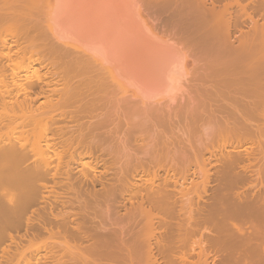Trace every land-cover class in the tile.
<instances>
[{
  "label": "bare ground",
  "instance_id": "6f19581e",
  "mask_svg": "<svg viewBox=\"0 0 264 264\" xmlns=\"http://www.w3.org/2000/svg\"><path fill=\"white\" fill-rule=\"evenodd\" d=\"M141 1L0 0V264L119 252L116 202L136 223L133 264H264V0ZM157 11L181 20L179 37L152 24ZM26 61L46 72L15 74ZM103 81L116 82L118 110L139 101L124 135L107 128ZM174 90L209 118L201 144L165 128Z\"/></svg>",
  "mask_w": 264,
  "mask_h": 264
},
{
  "label": "rangeland",
  "instance_id": "374dc122",
  "mask_svg": "<svg viewBox=\"0 0 264 264\" xmlns=\"http://www.w3.org/2000/svg\"><path fill=\"white\" fill-rule=\"evenodd\" d=\"M134 1H136V0H134ZM142 2V4L145 6V1L144 0H142L141 1ZM44 11V10H43ZM153 12V11H152ZM43 13V12H42ZM166 13H162V12H160V11H157V12H155V14L153 13L152 15H154L155 16V20L153 19V17L154 16H152L151 18L153 19V21H152V24L153 25H157L158 23H159V25L160 26H158V28L159 27H161L162 29H163V27L162 26H164V29H166V27H165V25H164V23L166 24L167 22H168V24H167V29L168 30H171V29H169L170 27H171V23H173L174 21V19L173 20H170V17H168L169 16V14H170V12H169V14H168V19L166 20V15H165ZM172 15V14H171ZM179 16V15H178ZM165 17V18H164ZM176 17V16H175ZM175 17H173L172 16V18H175ZM133 18H134V15H133ZM157 18V19H156ZM183 18V17H182ZM43 19V21H44V18H42ZM136 18H134V21L133 22H135L136 23V20H135ZM160 19H161V21H160ZM164 19V20H163ZM179 20L180 19H178V22H179ZM155 21H156V23H155ZM158 21V22H157ZM164 21H166V22H164ZM169 21H171L170 22V24H169ZM177 21V17H176V20H175V23H176V25H175V23H173V25H172V29H173V31H174V29L177 31V34H176V36L177 35H179L180 36V34H179V30H177L176 29V27L177 28H180V26H182V25H178V22H176ZM181 21V20H180ZM183 21V20H182ZM44 22H42V26L43 25H45V26H43L42 28H44V29H46L45 27H46V24L44 23ZM155 23V24H154ZM180 23H182V22H180ZM183 23H184V21H183ZM185 24V23H184ZM168 25H170V27L168 26ZM179 26V27H178ZM175 27V28H174ZM65 28V27H64ZM184 28V26H182V29ZM166 29V30H167ZM181 29V28H180ZM182 29H181V31H182ZM66 30H67V28H66ZM176 31H174L173 33H171V34H173L174 35V33L176 32ZM49 33V32H48ZM48 33H47V35H48ZM58 34H59V31L57 32ZM60 34H62L63 35V33L61 32ZM66 34V33H65ZM64 34V35H65ZM63 35V36H64ZM49 36V35H48ZM175 36V37H176ZM179 36H177V37H179ZM50 37V36H49ZM59 37L61 38L62 36L61 35H59ZM66 37V36H65ZM69 38H70V36H68ZM67 37V38H68ZM63 38V37H62ZM61 38V43H56V44H62V46H66V47H68V48H71V52H72V54L73 53H76L77 52V54H78V52H80L81 50L80 49H75L74 48V44L73 45H71L72 43H73V41L70 43L66 38L63 40ZM71 39V38H70ZM73 39V38H72ZM71 39V40H72ZM66 40L69 42H66ZM68 43V44H67ZM61 46V45H60ZM63 47V49H62V47H61V52L62 53H64V54H68L67 55V57L70 55L71 57H72V54L70 53V52H68V48H66V47ZM71 46H73V47H71ZM66 48V52H64L65 49ZM75 49V50H74ZM195 49H197L196 50V52L197 53H199V54H197V56H195V63H193V62H191V65H189V70H193V69H195L194 71H196V74H195V85H196V87L198 88V90H196L195 91V88H193V90L195 91V93H194V95L195 96H198V94L200 93V90H201V85H200V81L202 80V78H203V76H204V68H205V66H206V62H207V59L205 58V56L204 55H202V54H200V51H199V45L197 46H195ZM73 50L75 51V52H73ZM76 50H78V51H76ZM61 52H58L57 53V55L58 54H60V55H58V56H61L62 55V57L64 56L63 54H61ZM68 52V53H67ZM82 53V52H81ZM81 53H79V55H82V56H80L83 60H84V57H86V56H83V55H85L84 53L83 54H81ZM77 54H73L74 55V57L77 55ZM67 57L65 56V57H63V58H60V61H63L62 63H63V65L66 63L65 61L67 60ZM77 57L79 58V56L77 55ZM66 60H65V59ZM76 58V57H75ZM75 58H68V61L67 62H69L70 61V63H67L66 65H67V67L69 66V68L71 69L73 66H74V70H80V68L82 69V67H80V65L81 66H83L84 64L86 65V62H84L83 60H81V58L79 59V61L81 60V62H79V63H75ZM87 58H88V56H87ZM63 59V60H62ZM70 59V60H69ZM72 59H74V61H72ZM78 60V59H77ZM87 60V59H86ZM85 60V61H86ZM91 60V59H90ZM84 63H83V62ZM88 61H89V59H88ZM87 61V65L89 64V62ZM92 61V60H91ZM90 61V62H91ZM65 62V63H64ZM75 63V65H77V66H75V65H73L74 63ZM78 62V61H77ZM83 63V64H82ZM92 63V62H91ZM65 65V66H66ZM86 65V66H87ZM90 65V64H89ZM71 66V67H70ZM96 66V65H95ZM194 66V67H193ZM75 67H77V68H75ZM84 67V66H83ZM191 67H193V68H191ZM79 68V69H78ZM73 69V68H72ZM34 70H37V71H39L40 73H44V72H46V70H44V68H42L41 67V65H36V67H33L32 66V64H31V62L30 61H26V62H23V63H19V65L16 67V70L14 71L15 72V74L19 71V72H23V73H26V74H32V73H34ZM191 70V71H192ZM89 75H90V73H89ZM105 74H103V76H104ZM102 76V77H103ZM108 76V75H107ZM106 76V77H107ZM105 77V76H104ZM106 78H104L103 80H105ZM109 79L110 78H108V82H109ZM105 81H107V79L105 80ZM105 81H103L104 83L103 84H108V83H106ZM110 81H111V79H110ZM115 81H112V82H110V84L112 85L111 87H113V89L110 87V84L109 85H104L105 86V88L106 87H109V88H107L106 89V91L107 90H109V93L108 94H110V92H112L111 94H113V95H111L110 94V98L109 99H111V97L113 96V98H112V100H110L111 102L112 101H116V98L117 99H119L120 98V96L119 97H115V96H117V92H118V90H117V84H116V82L114 83ZM113 83V84H112ZM184 85H186V83L184 82ZM115 86V87H114ZM115 90V91H112V90ZM180 91V90H179ZM178 90H174L172 93H170L171 95H173V93H174V95L173 96H177L178 95V98H175L174 97V99H176V100H174V102L172 101V100H169L170 99V97L169 98H167L166 100H165V96L163 97V98H158L159 100H161V102L162 101H164L165 100V102H164V104H163V107H162V110H164V111H160L161 113H162V115H164L165 116V118H167V117H170V120H168V123H167V120L165 121V118H163V116H161V119H162V121H165L168 125L165 127V128H167V130H169V131H171L172 130V128L174 129V131H178V130H180L181 131V134H179V138L181 137H183V135L185 136V138L186 139H188L190 142H191V144L192 145H194V146H196V144L198 143V144H201L202 143V141H203V139H204V131H203V127H204V125H205V123L207 122L208 123V120L206 121V119H209V118H206L205 119V117H207V115L205 116L203 113H202V106H198L199 107V109H197L198 107H196V109L198 110V111H200V114H201V116H205L204 118L202 117V119H205V120H202V119H200V118H195V119H198V120H195L194 119V117L192 116V117H190L191 115L189 114V113H191L192 111L195 113V109L193 110V109H191L190 108V106H189V112H188V110L186 109V107H188V97L186 98L185 97V95H183L184 97H182L181 96V98H180V95H181V91H180V93H176V92H179ZM169 94V95H170ZM180 94V95H179ZM184 94H186V93H184ZM166 95V94H165ZM187 95V94H186ZM172 96V97H173ZM166 97H167V95H166ZM133 98V99H132ZM183 98V99H182ZM186 98V99H185ZM198 98V97H197ZM134 99H136V97L134 98V97H130V101H129V99H127L128 100V103L129 102H131L132 100V103H129V105H131V108H130V106L128 107V105H124V107L122 108L121 107V105H118V107H120V109L121 110H118L119 108H117V103L116 102H114L115 103V105H116V107H114V104H113V102H112V104H113V108H112V104H111V109H110V107H109V120H111V121H109L108 123H110V124H112V125H110V124H108L107 123V128H108V126H109V129L111 130V132H114L115 133V131L117 132L118 131V133H116V136L117 135H119V133L121 134V133H123V135L125 134V132H127L128 131V123H131V122H134V121H136L137 119H136V104L139 102L138 101V99L137 100H134ZM139 100H140V98H139ZM179 100V101H178ZM185 100H187V102H185ZM138 101V102H137ZM167 101V102H166ZM170 103H169V102ZM177 101V102H176ZM133 102H135L134 104H133ZM163 103V102H162ZM134 105V107H133V105ZM184 104V105H183ZM185 104H187V105H185ZM158 105H159V107H158ZM157 105V107H158V109L160 110L161 108H160V104H158ZM166 105V106H165ZM167 105H168V107H167ZM170 105H171V107H170ZM180 105H181V107H180ZM182 105H183V107H182ZM126 107V108H125ZM128 107V108H127ZM139 107H140V105H139ZM202 109H201V108ZM116 108H117V112H116ZM114 109H115V111H114ZM181 109V110H180ZM190 109H191V112H190ZM113 110L114 112H111V111ZM196 110V111H197ZM121 111V112H120ZM105 112H106V110H105ZM121 113L120 115H119V113ZM134 112V113H133ZM192 112V113H193ZM204 112V111H203ZM115 115H114V114ZM118 113V114H117ZM161 113H160V115H161ZM205 113V112H204ZM113 114V115H112ZM134 114V115H133ZM195 114H197V112L195 113ZM194 114V115H195ZM200 114L198 115V116H200ZM166 115H167V117H166ZM193 115V114H192ZM196 115V116H197ZM120 116V117H119ZM195 116V117H196ZM123 117V118H122ZM191 118H192V125H191V123H190V121H191ZM200 120V121H199ZM194 121L196 122V123H194ZM115 123V124H114ZM204 123V124H203ZM170 124V125H169ZM188 124H189V126H188ZM110 126H111V128H110ZM187 126L188 127H190L189 129L187 128ZM115 127V128H114ZM130 127V126H129ZM114 128V129H113ZM112 129L114 130V131H112ZM202 132H203V135H202ZM177 133V132H176ZM178 134V133H177ZM122 135V134H121ZM203 137V138H202ZM205 137H206V135H205ZM218 138H220L219 136H218ZM218 138H215V140H211L210 142H212V144H217V143H219V142H221V140L219 139L218 140ZM133 139H136V137H132L131 138V140H132V142L133 143H135V146H136V141L135 140H133ZM209 139H212V138H210L209 137ZM213 139H214V137H213ZM204 141H205V139H204ZM190 174H189V172H184V173H182L181 175H180V177H187V176H189ZM99 189V188H98ZM130 193V192H129ZM128 197L126 196V199H127ZM128 205H127V208H125V209H123L122 208V205H120V204H118L117 202H116V204H114L113 206H111L110 207V211H111V215H112V219H114L115 217V219H114V221H117L118 223V225H120V226H122L123 228H124V233H123V235H122V237H123V240H124V244H126V246H123V248L118 252H115V254H112V253H108L107 255H104V256H102V257H99V256H93V257H91L89 260H88V263L89 264H133V262H136L135 260L134 261H131V259H130V255H131V252H130V250H129V248L127 247V246H129L130 247V245L132 246V243L130 242V240H129V237H130V234L131 233H133L134 232V228H135V232H136V223L134 224V223H131L132 221H130V220H128V219H126L123 215L126 213V209H128V208H130V204L129 203H127ZM129 206V207H128ZM115 208L117 209V208H119V211H120V214H119V216L121 217H119V216H116L115 215V217H114V212H115ZM114 217V218H113ZM120 219H119V218ZM122 217L123 218H125V219H123L122 220ZM116 219H119V220H116ZM121 220H122V222H121ZM129 221H130V223H129ZM135 226V227H134ZM143 227V226H142ZM141 229H143V228H141ZM136 234V233H135ZM121 243V242H120ZM87 245H89V244H87ZM110 252V251H109ZM33 260H34V263H33ZM36 260H37V258L36 259H34V258H31V261H32V263L33 264H37L38 263V260H37V262H36ZM40 260V259H39ZM22 261V264H26V262L24 261V260H21ZM36 262V263H35ZM40 262V261H39ZM31 263V264H32ZM135 264V263H134Z\"/></svg>",
  "mask_w": 264,
  "mask_h": 264
}]
</instances>
